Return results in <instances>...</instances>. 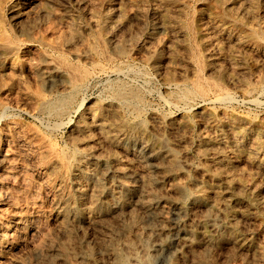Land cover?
<instances>
[{"label": "rangeland", "instance_id": "1", "mask_svg": "<svg viewBox=\"0 0 264 264\" xmlns=\"http://www.w3.org/2000/svg\"><path fill=\"white\" fill-rule=\"evenodd\" d=\"M85 1H87L88 3ZM38 3L40 5H38ZM33 5L36 6L32 7ZM230 7H232V9ZM33 8L36 9L33 10ZM221 9L223 10L220 11ZM16 10L19 13V16L16 15ZM100 15H102V19L99 18ZM119 17L121 19H119ZM151 17L153 18L151 19ZM154 19L160 27L153 26ZM241 19L244 20L242 21ZM24 20H26V23ZM146 23L147 25H145ZM108 24H111L112 27L109 28L108 26H106ZM189 25L190 27L186 29V26ZM93 26H97L99 28ZM132 28L133 30H131ZM122 29L123 32H120L122 31ZM170 29L172 30L170 31ZM244 29L248 30V34L246 33L247 30L245 31ZM94 30L95 32H92ZM250 31H255L257 33L261 32L259 34H263L261 36L263 37V41L256 39ZM116 32H118V34ZM114 34L120 36L119 38H122L123 41L134 38L133 41L128 42L129 44L126 43L129 45V47L126 44L124 45V47L126 48L125 50L128 51L122 53L118 49H115L116 47L112 48L110 46H107L105 39L113 37ZM159 35L160 37H158ZM96 37H100L101 40L100 38L97 39ZM136 40L138 43L136 42ZM194 40L195 44H197L198 47L197 45H194ZM215 41L217 42V46ZM132 43L134 44V46ZM190 43L191 45H193L191 46ZM103 45H105L107 48ZM197 48L199 51L197 50ZM143 49H147L148 51L146 50V52H144ZM94 50L95 53H92L94 52ZM100 50L102 52H100ZM152 50H156L157 53L154 54ZM100 53H103L104 55H101ZM199 53L200 55L198 56L197 54ZM152 59H155L157 61L159 70L152 65ZM178 61L180 62L179 64ZM47 62H52L56 66L57 63H60V65L58 66H62V68L64 66L66 74L56 75V77H53V79L52 77L50 78L45 76V82L42 81L41 72H44V70L47 69ZM197 63H200V65ZM192 64H194L196 67ZM166 65L168 69L166 68ZM201 65H203L204 67H202ZM77 66L79 70L82 69V66L85 68L87 66L89 73L90 70L95 71H91L88 76L89 78L87 77L86 80H84V82L81 84L82 86L80 85V87L77 89L76 93L74 94L75 99L73 98V101L75 102H72L73 106L71 104L69 109L65 111V113L61 114L62 116L55 113L54 115L53 112H49L47 110L44 111L42 108L43 106L40 105H43V102L46 99L55 97L58 93L64 91L67 86L69 87L71 79L70 77L73 76V79L76 78V75H78L77 77L80 76ZM130 66L133 68H131ZM142 66L146 67H144L143 69ZM195 68L201 71V73L194 70ZM71 69L72 72L70 71ZM121 70L123 73L121 72ZM75 71L77 72V74ZM194 71H196V73ZM69 72L71 73L70 76ZM146 72L148 73L146 74ZM182 74H184V76ZM196 74L197 76L201 74L200 77L202 82L204 80L207 81V78H209L207 84L205 85L206 82H204L203 84L205 85L207 90L209 88L210 92L205 91L206 94L204 93L203 95L196 96L193 95L190 97L192 100L190 98H177V96L179 95L178 93H180L181 90L186 89L184 87L189 88L192 86L191 84L194 83L193 80L197 79ZM228 78L230 79L228 80ZM120 80L122 81L120 82ZM123 80L125 82H123ZM216 81L220 83H216ZM131 82L134 83L131 84ZM85 83L88 84L86 85ZM178 83L179 85H177ZM221 84L224 86H222ZM119 85H123L125 88H129L130 85V89L135 88L139 93H141L140 100L142 98H145L142 99V101L144 100L143 102L141 101V103H139V107L141 109H139V113L141 114L143 110L140 118L141 120L143 119V122L147 124L149 128L153 127L156 124V126L159 127L158 125H160L161 120H166V118H170L174 123L182 124L184 126L186 125L185 127L183 126V129L179 131L172 133L168 132L170 134L168 136L171 138V141L181 137L183 140V145L179 144L177 148L180 151L181 149L185 150L187 156L189 157L191 155L189 158L193 160L198 159L197 157L201 151L199 142L200 135H206L209 137L213 136L214 138L224 137L225 139H231V137H233L234 135L245 134V138L243 139L244 145L239 148L238 152L232 151V149L226 145H222L221 148L228 155V158L231 159L234 163L232 167H227V169L235 174L236 181L239 185V192H244V189L242 187L245 185L252 188L255 185L254 187L259 193L256 197L258 198V200H260L261 206L255 208L245 197L244 199H242L243 206H241L240 208L244 209V211H246L247 213H251L250 217L243 218L241 216L237 218L239 220L235 219V221L240 224L242 228H249L254 231L250 235L255 244L254 249H241L238 246L233 245V242L227 240L226 238L221 239L220 237L216 236L215 245L213 246V250L211 251L212 254L210 253L207 254V256L204 255V257H202V253V256H200V253L197 252H201L203 247L197 246V249L189 250L191 252H183L181 256L176 258V263L180 264L181 262V264H193L194 262L198 263L199 261V264H217V262L219 264H221L222 262L233 264L231 263L233 260L234 264H241L243 263L242 260L247 258V262H253L255 259H257L253 262L254 264H264V169H257L258 167L256 163L259 160H264V137H262L264 136V0H82V2L81 0H0V133L4 135L5 133L7 135H11L15 132H18L22 134L23 137H25L27 140L30 138L29 141L35 144V149L38 147L36 151H32L33 149H29L25 145L20 144L18 141H9L8 145L7 143L0 141V147L2 150L10 149L12 147V152L15 151L10 157V160L12 158L11 161L9 160V162L6 161L0 163V223L6 224L11 216V214L9 213H13L17 210H22L24 214L31 213L32 209H29L28 206L31 205V202L37 201V209L39 210L40 214H42V218L39 220L40 223L38 222L39 225L38 223H36V226L39 227L38 229L42 230L44 234L43 237H37L36 240H33L34 238H31L28 232L21 235L18 240V245L13 248V250L11 251L12 253L10 252V254H8L7 256L0 257V264H17V262L14 260H22L25 264H38V259L45 258L43 257L45 255V252L41 251L37 253L34 250L33 246L35 245L38 247H42L46 244L47 240H52V238L56 240L60 236V232L57 231L58 222L56 221L55 217H53V208L51 202L49 201L51 194V192H49V188L54 185V180H57L61 173L59 171L56 172V170L54 169H50V166L53 165V163H51V159H53L52 157L54 153L52 154L50 151H48V149L50 147V144L56 147H62V145H65L67 147V143H69V135L73 130L72 127H74L76 119L81 114L84 118L90 116L89 112L86 113L88 109L93 110L95 109V107L99 106H114L118 104V108L120 110L122 109V114L128 116L129 113V117L134 118L133 114H135V110L132 109L134 107V104L132 105L128 102L122 103L116 98L115 100L113 97L114 92ZM178 86L183 89H180ZM212 87H216L217 91L216 89L213 90ZM221 88L224 89L222 90ZM253 88L255 89V91ZM219 89L222 93L218 91ZM174 91L177 93H175ZM171 92L174 93L175 96ZM225 92L226 94L228 93V96L225 95L227 96V99L224 95H222ZM216 93H220L219 96L216 95ZM44 95L48 97L45 96L46 98L43 99ZM216 96H223L222 98L224 99L221 100L222 98H220L219 100ZM40 97L42 98L41 100H39ZM214 97H216L217 100L214 99ZM231 97H233V99ZM189 99L191 100V103ZM211 99L213 102L210 101ZM225 100L226 102H221ZM255 102L261 103L259 105ZM122 104H125V106ZM80 105L82 109L80 108ZM225 106H227V108ZM77 107L80 109L79 111L77 110ZM38 110H41V112H39ZM69 113H71L72 115ZM57 116H59L60 118L58 117V119ZM59 120L60 122H58ZM53 126L55 127V129ZM51 128H53L54 130ZM208 130L211 134H209ZM192 131L195 132L193 133ZM47 137H49L50 139H47ZM54 141L55 144H53ZM190 144L192 146H190ZM252 144H259L261 146L262 151L259 152V155L258 153L251 151L249 146H252ZM129 146H131V144L129 143L125 145V147ZM197 146L200 149H198ZM112 149L116 151L119 156L123 157L124 160H128L130 162L132 157L130 154H126V152H123V150L115 148ZM41 150H47V152H45L44 154L40 153L42 155L41 156L39 154ZM43 155L46 156L43 158ZM249 160L251 162H249ZM206 165L212 167L213 171L215 168H225V166L214 164L212 160L207 161ZM253 165H255L256 167ZM245 173H248V175ZM23 177L25 178L24 180ZM209 179V187L217 183L214 178L211 177ZM185 181V176H178L176 180L169 181L168 184L165 183L166 186L163 185L164 187H162L161 191L167 192L168 187H170L172 184H181L185 183ZM31 194H34L35 196ZM222 194L223 193H211L210 199L214 201L216 205H221V203L223 202ZM16 197L18 200L16 199ZM12 200H15V202H13ZM234 209L236 208L228 209V212H226V214H236L237 212ZM33 214H35V212ZM247 224L248 228L246 227ZM250 224H252L254 227ZM152 227L155 228L154 230L158 231L159 225L157 221L153 222ZM54 228L56 230H54ZM56 231L58 232V235ZM88 232L90 233L89 230ZM240 232L242 231L236 230L237 234ZM201 237L202 235H199L196 241L199 242L200 240H202ZM94 238L95 237L90 236L89 240L91 243L96 245L97 243L96 241H94ZM226 245H228L229 247H227ZM230 245H232V247ZM257 247L262 250H259ZM229 248H233L231 252ZM222 250L225 252V254ZM233 250H236V254ZM189 253H192L193 255ZM227 253H229L230 255ZM239 253H241V255ZM156 255L152 264H168V260L166 261V263L164 262L166 258V252H164L163 250H161L160 252L159 250ZM97 256H100V261H102L103 263L107 262L108 260L107 256H105L100 251H98ZM225 256L226 258H224ZM11 257L13 258L11 259ZM62 257L55 256V260H45L44 263L48 264L49 262V264H69L71 262L70 264H90L88 260L79 256V254L69 253L68 255H66V257H63L65 260ZM81 258H83L84 261ZM193 258H195L194 261ZM35 260L38 262H35ZM79 260H82L83 262L81 261L80 263ZM248 264H251V262H249Z\"/></svg>", "mask_w": 264, "mask_h": 264}, {"label": "bare ground", "instance_id": "2", "mask_svg": "<svg viewBox=\"0 0 264 264\" xmlns=\"http://www.w3.org/2000/svg\"><path fill=\"white\" fill-rule=\"evenodd\" d=\"M81 2H82V0H81ZM85 2H87V1H85ZM38 5H40V4L38 3ZM230 5H232V4H230ZM35 6L36 5H33L32 7H35ZM10 7H11V5H10ZM37 8H38V6H37ZM230 8L232 9V7H230ZM30 9H29V11H30ZM34 9H36V8H33V10ZM222 10L223 9H221L220 11H222ZM121 12H122V10H121ZM44 13H46V12H44ZM18 14L19 13L16 10V15L19 16ZM233 14H235V13H233ZM39 15H41V14H39ZM101 16L102 15H100L99 18H101ZM152 18L153 17H151V19ZM26 19H27V17H26ZM36 19H37V17H36ZM119 19H121V18L119 17ZM117 20H118V18H117ZM241 20L243 21L244 19H241ZM24 21L26 23V20H24ZM166 21H168V20H166ZM93 23H95V22H93ZM148 24H149V22H148ZM251 24H250V27H251ZM92 25H94V24H92ZM145 25H147V23ZM106 26H108L109 28L112 27L111 24H108ZM153 26L154 27L159 26L157 24V22H155V19L153 20ZM240 26H241V24H240ZM259 26H260V24H259ZM93 27H97V26H93ZM163 27H161V28H163ZM186 27H187L186 29H188L190 27V25L186 26ZM97 28H99V27H97ZM247 29H248V27H247ZM99 30H98V33H99ZM131 30H133V28ZM171 30L172 29H170V31ZM92 32H95V30ZM120 32H123V29ZM247 32H248V30L246 31V33ZM116 33L118 34V32H116ZM251 33L254 35V37L256 39L262 40L263 37H261V36L263 34L262 35L259 34L261 32L257 33L255 31H252ZM117 34H114L113 37H110L107 39H105L103 37L105 39L107 46H110L112 48L116 47L115 49H118L122 53L125 51H128V50H125L126 48L124 47V45L128 42L133 41L134 38L123 41L122 38H119L120 36H117ZM189 35H187V36H189ZM158 37H160V35ZM99 38H97V39H99ZM207 38H209V37H207ZM100 40H101V38H100ZM202 40H204V39H202ZM136 42H137V40H136ZM100 43H101V41H100ZM191 43H190V45H191ZM128 44H126V45H128ZM152 44H154V43H152ZM92 45H94V44H92ZM146 45H148V44H146ZM194 45H197V44H195V40H194ZM103 46H105V45H103ZM103 46H102V48H103ZM133 46H134V44H133ZM216 46H217V42H216ZM128 47H129V45H128ZM148 47H150V46H148ZM197 47H198V45H197ZM89 48H90V46H89ZM143 48H144V46H143ZM132 50H134V49H132ZM146 50H144V52H146ZM197 50H198V48H197ZM112 51H113V49H112ZM215 51H217V50H215ZM100 52H102V51L100 50ZM152 52L154 54L157 53L156 50H152ZM92 53H95V50ZM129 53H131V52H129ZM192 53H194V52H192ZM78 55H80V54H78ZM101 55H104V54L102 53ZM197 55L199 56L200 53ZM86 56H89V55H86ZM120 58H122V57H120ZM54 62H56V61H54ZM64 63H62V64H64ZM151 63L156 69H158L157 61L155 59L154 60L152 59ZM179 63L180 62L178 61V64ZM190 63H192V62H190ZM200 63H201V61H200ZM200 63H197V64L200 65ZM46 64H48L47 69H45L44 72H41L42 81H44V79L46 77H50V78L52 77V79H53V77H56V75H61V74L65 75L66 74V70H64V66H63V68H62V66H60V67L58 66V65H60V63L59 64L57 63V66L54 65L52 62L51 63L47 62ZM165 64H167V63H165ZM70 65H71V63H70ZM141 65H144V64H141ZM192 65H194V64H192ZM201 66L204 67L203 65H201ZM69 67H67V68H69ZM118 67H119V65H118ZM144 67H146V66H144ZM144 67H143V69H144ZM81 68L82 69L79 70L78 66H77V69L79 70V73H80L79 77H77L78 75H76L77 74L76 71H75L76 72V74H75L76 78L72 79L73 76L70 77L71 79H70L69 87L67 86V88L64 89V91L58 93L55 97L52 96L53 98L46 99L43 102V105H40V106H43L42 108L44 111L47 110L49 112H53V114L55 113L57 115H61L69 109L72 102L73 103L75 102V101H73V98H74V94L76 93L77 89L84 82V80H86V78L89 76V74L92 71V70H90V73H89L87 66H86V68L83 66ZM92 68H94V67H92ZM131 68H133V67H131ZM166 68H167V65H166ZM72 69L70 70L71 72H72ZM75 70H76V68H75ZM194 70H196L197 72L199 71L196 68ZM93 71H95V70H93ZM196 71H194V72L196 73ZM212 71H214V70H212ZM121 72H122V70H121ZM147 73L148 72H146V74ZM162 73H164V72H162ZM199 73H201V71H199ZM70 74L71 73L69 72V76H70ZM95 74H96V72H95ZM182 75L184 76V74H182ZM171 76H173V75H171ZM180 76H181V72H180ZM196 76H197V74H196ZM200 76H201V74L197 76V79L193 80L194 83L191 84L192 86L189 88L184 87L186 89H183V88H180L178 86L180 89H183V90H181V92L178 93L179 94L178 96L176 94L177 98L179 97V99H186V98H190L193 95L194 96L203 95L205 93V91L208 92L209 88L207 90L205 85L207 84L209 78H207V81L203 79L204 81L202 82ZM204 77H206V76H204ZM50 78H48V79H50ZM194 78H195V76H194ZM194 78H191V79H194ZM229 79L230 78H228V80ZM114 81H115V79H114ZM121 81L122 80H120V82ZM88 82H89V80H88ZM123 82H125V81L123 80ZM204 82H206L205 85L203 84ZM209 82H212V81H209ZM133 83L134 82H131V84H133ZM216 83H220V82L216 81ZM216 83H214V84H216ZM60 84H62V83H60ZM177 85H179V83ZM211 86H212V84H211ZM222 86H224V85H222ZM214 89H216V87L213 88V90ZM144 91H146V90H144ZM216 91H217V89H216ZM218 91L220 92V89ZM254 91H255V89H254ZM178 92H179V90H178ZM226 92L222 95H224V96L227 95L228 93L226 94ZM228 92H229V90H228ZM175 93H177V92H175ZM220 93H222V92H220ZM140 94L141 93H139L137 89H135V88L130 89V85H129V88H125L123 85L122 86L119 85L116 88L113 97H114V99L116 98L118 101H120L122 103L128 102V103H131L132 105L134 104L133 105L134 107L130 104L133 107L132 109L135 110L134 111L135 114H133L134 118L129 117V113H128V116H126L125 114H122L121 113L122 109L120 110L118 108L119 107L118 104L114 105V106L113 105L99 106V107H95V109H93V110L88 109L86 111V113L89 112L90 116L84 118L83 115L81 114L76 119L74 127H72L73 130L69 135V139H68L69 141L67 140L69 142V143H67L68 144L67 147L65 145L64 146L62 145V147H56V146L50 144L48 151H50L52 154L54 153L53 157H52L53 159H51L52 160L51 163H53V165L50 166V169L51 170L54 169V170H56V172L59 171L61 173L59 178L57 180H54V185L53 186L51 185L52 187L49 188V190H50L49 192H51L49 201L52 204L53 215H54L53 217H55L56 221L58 222L57 231L60 232V236L56 240H54V238H52L54 236H52L51 237L52 240L51 239L47 240L46 244L42 247L35 246L34 244H33L34 246L32 245L34 250L37 253L41 252V251L45 252L44 253L45 255L43 257H45L46 259L45 258L44 259L40 258L41 260L38 259L39 260L38 264H45L44 263L45 260H53L55 258V256H60V257L65 256L66 257V255H68L69 253L79 254V256L88 260L90 262V264H152L154 257L159 250H160V252H161V250L166 252V258L164 261L165 263L168 260V264H178L175 261L177 257L181 256L183 254V252H186V251L191 252L189 250L197 249V246L203 247L201 252H199V251L197 252V253H200V256H202L201 255L202 253H203L202 257H204V255L207 256V254H210L211 251L213 250L212 249L213 246L215 245V237L216 236L220 237L221 239L226 238L227 240L233 242L232 243L233 245H236L241 249H244V250L254 249L255 244L253 242V239L250 237L251 233L254 231H252V229H249L247 227L248 224L246 225V227L248 229L242 228L240 226V224H238L235 221V219H237L241 216L243 218L250 217L251 213H247L246 211H244V209L240 208L241 206H243L242 199H244L245 197L248 199L250 204L252 206H254L255 208L261 206L260 200H258V198L256 197L259 193L257 192V189L254 187L255 185L253 186V188L245 185L242 187L244 189V192H242V193L239 192V189H238L239 185L236 181L235 174H233L229 169H227V167H232L234 165V163L232 162L231 159L228 158V155L221 148L222 145H226V146H229L232 149V151L238 152L239 148L244 145L243 139L245 138L244 137L245 134L244 135H240V134L234 135L233 137H231V139H225L224 137H219L220 135L218 136L219 138H214L213 136L209 137L206 135H200L199 142H200L201 149L198 146L197 147L201 151L197 157L198 159L196 158L197 160H193V159L189 158L191 155L189 157L187 156L185 150L181 149V151H180L177 148L179 146V144L183 145L182 144L183 140L181 137L176 138V139L172 138L174 140L171 141V138L168 136V135H170L168 132L172 133V132L179 131V130L183 129L184 125L174 123L170 118H166V120L160 119L161 122H160V125H158L159 127L156 126L157 125L156 123H153V124H156L153 127H151V125H150V127L152 128L151 129V128H149V126H147V124H145L143 122V119L141 120L140 115L142 114L143 110L140 114L139 113V109H140L139 103H141L142 99H145V98H142L140 100V97H141ZM172 94H174V93H172ZM219 94L216 93V95H218V96H219ZM112 95H113V93H112ZM112 95H110V96H112ZM143 95H144V92H143ZM45 96L46 95H44L43 99L48 97V96H46V97ZM170 96H172V95H170ZM174 96H175V94H174ZM218 96H216V97L219 100H220V98L223 97V96L222 97H218ZM227 96H225V98ZM216 97H214V99H216ZM231 98L233 99V97H231ZM41 99L42 98L40 97L39 100H41ZM205 99H206V96H205ZM223 99L224 98H222L221 100H223ZM191 100H190V103H191ZM210 101L213 102L212 99ZM221 102H226V100L221 101ZM261 102H259V103L255 102V103L260 105ZM82 104H83V102H82ZM145 104H147V103H145ZM122 105L125 106V104H122ZM72 106H73V104H72ZM225 107L227 108V106H225ZM80 108H81V105H80ZM121 108H122V106H121ZM77 110L79 111L80 109L78 108ZM123 111H125V110H123ZM131 111H133V110H131ZM39 112H41V110ZM69 114H71V113H69ZM58 117L59 116H57V118ZM228 119H229V117H228ZM58 122H60V120ZM151 122H153V121H151ZM186 128H188V127H186ZM51 129H53V128H51ZM54 129H55V127H54ZM155 129H157V130H155ZM192 132L194 133L195 131H192ZM208 132H209V130H208ZM15 133L11 134V135H7L5 133L6 136L4 134L0 133V141L7 143V145L9 143V141H18L20 144L25 145L29 149H33L32 151H36V149L38 147L35 149V147H34L35 144L31 143V141H29L30 138L27 140L25 137H23L22 134H20L18 132L16 134ZM209 134H211V133L209 132ZM213 134H214V132H213ZM189 135H190V133H189ZM262 137H264V136H262ZM48 138L49 137H47V139ZM64 141H65V139H64ZM127 143L131 144V146L125 147V145ZM185 143H187V142H185ZM53 144H55V141ZM248 145H250V144H248ZM190 146H192V145L190 144ZM214 146H216V147H214ZM226 146H224V147H226ZM249 147H250L252 152L258 153V155H259V152L262 151V148L259 144H255V145L252 144V146H249ZM112 148L123 150V152H126V154H130L132 156L130 162L128 160H127L128 162L126 160H124L123 157L119 156L117 154V152L114 151ZM10 149L2 150L0 147V163L6 162V161L9 162L12 153L15 152V151L12 152V150H13L12 147ZM196 151H198V150H196ZM45 152H47V150L46 151L41 150L39 152V154L40 153L44 154ZM45 156L46 155H43V158ZM231 158H233V157H231ZM11 160H12V158H11ZM210 160H212L214 162V164H217L220 166L221 165L225 166V168H219V169L215 168L213 171L212 167H210L209 165H206L207 161H210ZM245 162H246V160H245ZM249 162H251V161L249 160ZM256 163H257V167H258L257 169H259V170L264 169V160H259ZM253 166H255V165H253ZM26 170H28V169H26ZM245 174L248 175V173H245ZM181 175H183V177L184 176L186 177L185 183H181V184L176 183L174 185L172 184L167 189L168 190L167 192H170V193L161 191V189H162V187H164L163 185H165V183L168 184L169 181L176 180V178L178 176H181ZM211 177L214 178L217 183L215 185H212L211 187H209V181H210L209 178H211ZM24 179L25 178L23 177V180ZM263 192H261V193H263ZM211 193H223L222 194L223 202L221 203V205H216L214 203V201H212L210 199ZM10 194H12V193H10ZM31 195H34V194H31ZM38 195H39V193H38ZM13 196H15V195H13ZM262 197H263V195H262ZM20 198H22V197H20ZM16 199H17V197H16ZM13 202H15V200ZM37 203H38L37 201H33V202H31V205L28 206L29 209H32L31 213L24 214L22 212V210H17L13 213L8 212L9 214H11V216L8 219V221L6 222V224L4 222H3L4 224L0 223V257H5L8 254H10V252L13 250V248L18 245V240L21 237V235H23L24 233L28 232L29 236L31 238H34L33 240H36L37 237H43L44 234H43L42 230L38 229L39 227L36 226V223H38L39 220L42 218V214H40L39 210L37 209L38 208ZM237 206H239V207H237ZM230 208H236L234 210L237 213L236 214L230 213L229 215H227L226 212H228L227 210ZM34 212H35V214H33ZM198 213H200V214H198ZM237 220H239V219H237ZM261 220H263V219H261ZM155 221H157V223L159 225L158 231L154 230L155 228L152 227L153 222H155ZM245 221H246V219H245ZM39 223H38V225H39ZM252 224H254V223H252ZM252 224H250V225H252ZM54 230H56V229L54 228ZM88 230L90 231V233L88 232ZM236 230H239L242 232L237 234ZM57 235H58V232H57ZM199 235H202V237H201L202 240L197 242L196 239L198 238ZM90 236L95 237L94 241H96V243H97L96 245L90 242V240H89ZM168 237H169V239H168ZM46 239H48V238H46ZM226 246L229 247L228 245H226ZM230 246L232 247V245H230ZM233 248H236V247H233ZM232 249H230V252ZM198 250H200V249H198ZM223 250H225V249H223ZM259 250H262V249H259ZM98 251L102 252L105 256H107V258H108L107 262L103 263L102 261H100V258H99L100 256H97ZM233 251H232V253H233ZM235 251H234V253L236 254ZM140 252H141V254H140ZM223 253L225 254L224 251H223ZM189 254H192V253H189ZM227 254H229V253H227ZM239 254L241 255V253H239ZM40 255H42V254H40ZM246 255H247V253H246ZM75 256H77V255H75ZM208 256H210V255H208ZM258 256H259V254H258ZM258 256H257V258H258ZM40 257H42V256H40ZM213 257H212V259H213ZM227 257H229V256H227ZM260 257H261V255H260ZM12 258L13 257H11V259ZM29 258H31V257H29ZM83 258H81V259L83 260ZM224 258H226V256ZM78 259H76V260H78ZM189 259H190V257H189ZM216 259H218V258H216ZM251 259H253V258H251ZM24 260H25V258H24ZM36 260H35V262H38ZM82 260H79L80 263ZM194 260H195V258H193V261ZM246 260H247V258L242 260L243 263H241V262L240 263L241 264H248L249 262H251V264H254L253 262L257 259H255L253 262L252 261L247 262L248 260L247 261ZM14 261H16L17 264L18 263L19 264H25L22 260H14ZM16 262H12V263H16ZM72 263H73V261H72ZM199 263L200 262L198 261V263L194 262L193 264H199ZM225 263L222 262L221 264H225ZM231 263L234 264L233 260ZM48 264H49V262H48ZM59 264H62V263H59ZM180 264H181V262H180ZM217 264H219V263L217 262ZM226 264H228V263H226Z\"/></svg>", "mask_w": 264, "mask_h": 264}]
</instances>
